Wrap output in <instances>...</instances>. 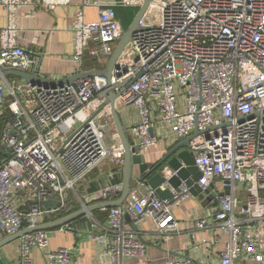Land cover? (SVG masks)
<instances>
[{
	"label": "built area",
	"instance_id": "obj_1",
	"mask_svg": "<svg viewBox=\"0 0 264 264\" xmlns=\"http://www.w3.org/2000/svg\"><path fill=\"white\" fill-rule=\"evenodd\" d=\"M81 1L72 24L76 75L86 72L88 59L114 55L125 32L118 9L138 11L147 0ZM71 2L40 0L39 7L53 12ZM28 3L0 0L7 15L0 32V77L38 70L39 57L18 43L19 11ZM86 8L97 10V21L86 20ZM5 90L13 101L0 137L5 156L0 160V241L42 224L47 214L67 212L69 195H77L78 186L97 169L123 170L113 92L118 113L129 111L132 124L126 132L140 152L161 140L192 137L188 150L202 174L196 184L203 194L211 188L219 203L196 225L213 231L215 244L226 237L219 264L242 259L264 264V0H153L110 84L101 76L64 85L5 79L0 102ZM162 188L171 192L170 199L135 189L125 205L108 209L93 240L111 264L147 257L139 230L147 221L156 234L177 232L174 210L193 198L191 189L185 181L178 190L169 183ZM122 189V184L105 187L103 200L117 199ZM51 200L58 206L48 211L44 204ZM34 249L46 252L48 264L73 262L71 249H50L48 231L19 239V264H34ZM168 264L212 263L170 254Z\"/></svg>",
	"mask_w": 264,
	"mask_h": 264
},
{
	"label": "crops",
	"instance_id": "obj_2",
	"mask_svg": "<svg viewBox=\"0 0 264 264\" xmlns=\"http://www.w3.org/2000/svg\"><path fill=\"white\" fill-rule=\"evenodd\" d=\"M28 1L29 3L19 11L18 24L20 31L18 43L40 59L38 70L33 75L38 74L40 77L51 82L64 81L69 78L74 79L77 75L75 74L76 64L73 59L74 36L72 24L78 11L82 8V1L72 0L69 6L57 7L53 12L43 11L39 7L40 0ZM121 10L123 9H118V14L119 12L121 13ZM135 12L138 13L137 11ZM85 15L88 22L98 20V12L95 8H86ZM6 25L7 15L5 10L0 6V32ZM109 62L110 60L97 61L88 59L85 64V70L86 72L106 71ZM5 75L0 77V81L16 78L26 82L24 79L18 77H5ZM77 81L74 80L72 83ZM12 101L13 99L10 97L8 90H5V100L0 102V137L4 125L10 119V112L7 107ZM128 115L129 111L127 109L122 110L120 114L122 123L126 129L132 124V119ZM132 115L133 113H130V116ZM128 133L127 136L131 141L132 137ZM177 143L179 142L161 140L160 144L142 151V153L146 156L148 163L156 164ZM4 157L0 153V160H3ZM110 174H113V176H110ZM138 175L139 169L135 167V176ZM123 176L124 168L121 172H115L110 165H104L97 169L84 183L78 186L77 195H69L68 211L53 214L51 220L60 219L81 208L103 202L102 190L110 185H123ZM148 189V187L141 185L136 191L146 193ZM130 195L122 206L128 202ZM120 196L121 194L117 199ZM217 208L218 206L211 203L202 205V203L193 197L190 201L174 210L178 229L176 233L167 236L154 233L155 228L153 223L147 221L139 229L143 232L141 235L142 239L148 245L147 257L144 259H125L124 263L168 264V255L171 254L177 260L205 258L208 263L219 264L218 255L224 247L226 237L222 238L220 243L215 244L213 231L198 229L196 225L201 219L206 218ZM107 211L108 209H101L65 227L49 231L50 249H71L73 252L72 264H111V259L106 254L104 248L93 240V237L99 231L98 225H102L107 219ZM48 221L45 218L43 223ZM204 240L207 241L206 244H203ZM0 255V264H19V240L3 247L0 250ZM32 257L34 264H48L45 251L34 249ZM245 263L256 264L248 259H242L239 264Z\"/></svg>",
	"mask_w": 264,
	"mask_h": 264
},
{
	"label": "water",
	"instance_id": "obj_3",
	"mask_svg": "<svg viewBox=\"0 0 264 264\" xmlns=\"http://www.w3.org/2000/svg\"><path fill=\"white\" fill-rule=\"evenodd\" d=\"M152 1L153 0H147L144 5L139 9L133 22L121 37V40L115 50L114 55L110 59L109 66L106 71L85 72L80 75H77L76 77H74V79L69 78L64 81L56 82H51L50 80L44 79L38 74L33 75L30 73H23L18 71L6 73L5 77H18L24 79L26 82L31 83L33 85H64L72 83L74 80H80L86 77L101 76L105 77L110 84L112 81L113 69L116 67V64L121 55L123 54L125 48L130 43L133 34L138 30L140 22L143 20ZM109 97L115 127L125 150L123 189L120 198L117 200L99 202L94 205L81 208L78 211H75L74 213L68 214L54 221L51 220V215L47 214L46 218L49 220L48 222L40 224L36 227L24 228L19 233L1 240L0 250L6 245L18 241L23 236L31 234L33 232H49L58 228L65 227L85 216L92 215V213L101 209L106 210L115 207H120L127 199V197L141 185H144L150 190L155 191V193L161 199L166 200L170 199L172 195L169 190H164L162 186H164V184L166 183H169L174 189L178 190L181 181H185L186 185L191 189L193 197L198 202L202 203V205H207L212 200H214V205L218 206L219 203L218 199H216V193L212 192L210 188L205 192V194H203L200 187L196 184L202 178V174L195 165L194 153L188 150L189 143L192 140V137L183 140L177 143L172 148H170L169 151L164 155V157L156 164H150L147 162L146 156L142 152H140L138 147L135 146V142L130 141L127 136L126 128L124 127L121 120V116L116 108L117 95H115L113 92H110ZM135 167H138L139 169L138 176H135ZM168 172L174 173L175 175L170 177L167 175ZM191 175L193 176V179L189 180V177ZM44 206L48 211H50L51 209L57 208L58 202L51 200L46 202ZM127 219L129 220V218ZM133 229L137 230L138 228L133 226Z\"/></svg>",
	"mask_w": 264,
	"mask_h": 264
},
{
	"label": "rangeland",
	"instance_id": "obj_4",
	"mask_svg": "<svg viewBox=\"0 0 264 264\" xmlns=\"http://www.w3.org/2000/svg\"><path fill=\"white\" fill-rule=\"evenodd\" d=\"M135 11L134 9H128V10H121V14H122V17L124 20H126L128 17H131L135 14ZM139 11V10H138ZM137 11V12H138ZM137 14V13H136ZM131 24L127 25L126 24V27H125V31L128 29V27L130 26ZM247 264V263H245Z\"/></svg>",
	"mask_w": 264,
	"mask_h": 264
},
{
	"label": "trees",
	"instance_id": "obj_5",
	"mask_svg": "<svg viewBox=\"0 0 264 264\" xmlns=\"http://www.w3.org/2000/svg\"><path fill=\"white\" fill-rule=\"evenodd\" d=\"M123 10H128V9H123ZM135 13H136V12H135ZM118 15H119V17H120L121 20H122V24H123L124 28L126 27V24H127V25L131 24L132 21L134 20V17H135V14H134L133 16L128 17L126 20H124L123 17H122V14H121L120 12H119Z\"/></svg>",
	"mask_w": 264,
	"mask_h": 264
}]
</instances>
